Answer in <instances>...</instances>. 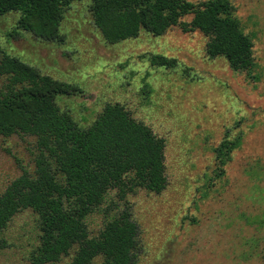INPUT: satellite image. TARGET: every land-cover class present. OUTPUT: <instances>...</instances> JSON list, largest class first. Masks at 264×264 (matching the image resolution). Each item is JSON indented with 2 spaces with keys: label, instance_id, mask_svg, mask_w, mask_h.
I'll return each mask as SVG.
<instances>
[{
  "label": "rangeland",
  "instance_id": "1",
  "mask_svg": "<svg viewBox=\"0 0 264 264\" xmlns=\"http://www.w3.org/2000/svg\"><path fill=\"white\" fill-rule=\"evenodd\" d=\"M230 2L253 42L249 72L231 69L223 56L209 57L207 36L197 29L184 32L176 25L158 36L140 30L107 43L93 22L91 0H74L65 10L61 41L15 33L17 12L0 16V59L18 57L74 85L56 103L80 127L106 103L118 102L164 139L166 187L125 196L139 231L136 264H264V0ZM156 54L175 64L153 65ZM6 82L0 75V91ZM238 134L242 142L218 177L214 148ZM36 153L34 136L0 137V193L24 169L34 170ZM110 198L117 203L115 190ZM113 209L107 200L86 218L90 235ZM1 236L7 245L0 248V264H31L36 213L19 211ZM72 255L47 264H66ZM92 264H101V257Z\"/></svg>",
  "mask_w": 264,
  "mask_h": 264
},
{
  "label": "trees",
  "instance_id": "2",
  "mask_svg": "<svg viewBox=\"0 0 264 264\" xmlns=\"http://www.w3.org/2000/svg\"><path fill=\"white\" fill-rule=\"evenodd\" d=\"M74 0H0V16L17 12L15 33H31L44 41H61L60 22ZM89 10L104 40L113 44L145 30L162 35L172 26L207 36L209 57L223 56L231 69L249 72L254 66L253 42L242 29L230 0H91ZM191 15L189 21L182 18ZM153 65L173 67L175 58L152 55ZM0 75V137H35L34 170L24 169L0 193L1 236L12 217L23 209L37 215L38 242L29 253L31 264L55 263L73 250L66 264H136L138 225L126 203L128 192L142 188L159 193L167 184L164 139L121 103H106L94 121L80 127L62 111L56 97L76 87L57 80L4 54ZM241 134L223 138L214 148L216 175L224 173ZM115 190L117 203L110 198ZM109 200L102 228L90 235L86 218ZM121 203V204H120Z\"/></svg>",
  "mask_w": 264,
  "mask_h": 264
}]
</instances>
